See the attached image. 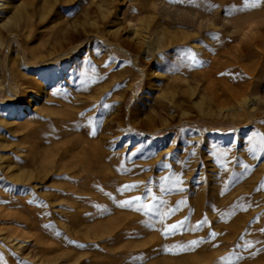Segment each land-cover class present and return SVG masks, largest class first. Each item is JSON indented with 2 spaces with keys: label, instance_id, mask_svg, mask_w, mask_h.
<instances>
[{
  "label": "rangeland",
  "instance_id": "374dc122",
  "mask_svg": "<svg viewBox=\"0 0 264 264\" xmlns=\"http://www.w3.org/2000/svg\"><path fill=\"white\" fill-rule=\"evenodd\" d=\"M0 3V264H264V0Z\"/></svg>",
  "mask_w": 264,
  "mask_h": 264
},
{
  "label": "snow or ice",
  "instance_id": "6c2138e0",
  "mask_svg": "<svg viewBox=\"0 0 264 264\" xmlns=\"http://www.w3.org/2000/svg\"><path fill=\"white\" fill-rule=\"evenodd\" d=\"M253 2H254V0H253ZM125 187V189H127V188H131V187H135V185H130V186H124ZM123 190V189H122ZM134 199H136V200H139V197H137V198H134ZM126 203H131V201H127ZM183 225V222H180V224L179 225H171V226H169V227H167L166 229H165V231H164V235H170V234H172L174 231H176V230H178L179 229V227H181ZM213 235V237L215 236V233H213L212 234ZM193 244H195L196 242H192Z\"/></svg>",
  "mask_w": 264,
  "mask_h": 264
},
{
  "label": "bare ground",
  "instance_id": "6f19581e",
  "mask_svg": "<svg viewBox=\"0 0 264 264\" xmlns=\"http://www.w3.org/2000/svg\"><path fill=\"white\" fill-rule=\"evenodd\" d=\"M0 1H1V0H0ZM4 1H5V0H4ZM29 1H30V0H29ZM11 2H13V1H11ZM31 2H32V1H31ZM23 3H24V2H22V4H23ZM22 4H21V5H22ZM31 4H32V3H29V6H30ZM0 5H1V8H2V6H5V4L3 5V3H0ZM10 5H11V4H10ZM19 5H20V4H19ZM21 5H20V6H21ZM20 6H19V8L21 9ZM14 7H16V6H14ZM14 7H13V8H14ZM26 7H27V6H26ZM22 8H23V7H22ZM2 9H3V8H2ZM15 9H16V11H18L17 8H15ZM24 10H25V8H24ZM25 11H26V10H25ZM14 13H15V12H14ZM15 14H16V13H15ZM11 16H13V15H11ZM15 16H16V15H15ZM26 18H27V17H26ZM24 19H25V17H24ZM30 19H31V18H30ZM24 23L27 24V20H26ZM256 26H258L257 23H256ZM22 27H23V25H22ZM22 30H23V29H22ZM20 31H21V30H20ZM95 146H96V145H92L91 148H92L93 151L96 152V148H95ZM9 234H10V233H8V235H9ZM13 234H14V232H13ZM11 236H12V235H11ZM7 238H9V237H7Z\"/></svg>",
  "mask_w": 264,
  "mask_h": 264
}]
</instances>
